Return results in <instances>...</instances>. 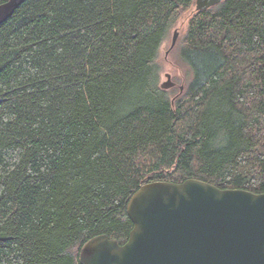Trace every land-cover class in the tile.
<instances>
[{"label":"trees","instance_id":"obj_1","mask_svg":"<svg viewBox=\"0 0 264 264\" xmlns=\"http://www.w3.org/2000/svg\"><path fill=\"white\" fill-rule=\"evenodd\" d=\"M194 2L24 0L0 24V264L123 244L148 182L264 193V0ZM174 31L190 77L162 89Z\"/></svg>","mask_w":264,"mask_h":264},{"label":"water","instance_id":"obj_2","mask_svg":"<svg viewBox=\"0 0 264 264\" xmlns=\"http://www.w3.org/2000/svg\"><path fill=\"white\" fill-rule=\"evenodd\" d=\"M23 1L1 3L0 24ZM220 1L195 0L194 9ZM173 85L160 83L162 89ZM126 212L133 223L127 240L92 236L80 247V264H264V193L220 189L196 178L153 181L131 195Z\"/></svg>","mask_w":264,"mask_h":264},{"label":"rangeland","instance_id":"obj_3","mask_svg":"<svg viewBox=\"0 0 264 264\" xmlns=\"http://www.w3.org/2000/svg\"><path fill=\"white\" fill-rule=\"evenodd\" d=\"M184 19L185 16L176 27L180 33L184 30V25L182 22ZM170 39L171 38L163 43L159 52V60L162 67L159 83L170 81L174 84L172 87L176 89L178 87H182L181 89H183L190 77L189 69L187 65L179 59L175 44L170 50H168L170 46ZM167 75L169 76L167 77Z\"/></svg>","mask_w":264,"mask_h":264}]
</instances>
